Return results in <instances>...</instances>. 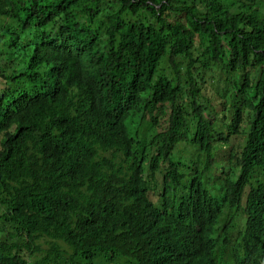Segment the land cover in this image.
<instances>
[{
	"label": "trees",
	"instance_id": "trees-1",
	"mask_svg": "<svg viewBox=\"0 0 264 264\" xmlns=\"http://www.w3.org/2000/svg\"><path fill=\"white\" fill-rule=\"evenodd\" d=\"M136 124L194 186L199 157L264 148V0H0V264L113 259L96 214L120 180L145 186L126 168L149 139Z\"/></svg>",
	"mask_w": 264,
	"mask_h": 264
},
{
	"label": "clouds",
	"instance_id": "clouds-1",
	"mask_svg": "<svg viewBox=\"0 0 264 264\" xmlns=\"http://www.w3.org/2000/svg\"><path fill=\"white\" fill-rule=\"evenodd\" d=\"M164 105L166 110L169 104ZM138 131L150 132L149 139L126 168L145 186L131 188L129 181L120 180L116 186L122 195L114 207L96 214L105 223L100 247H111L114 255L107 264H264V228L258 229L259 211H264V148L245 136L243 145L247 137L251 148L246 158L231 153L230 144L199 157L208 169L194 186L187 182L189 161L179 149H167L160 138L150 136L147 125L136 124L131 132ZM193 152L189 150V159ZM118 160L122 158L109 153L98 161L113 166ZM247 162L260 167L241 189V177L251 167ZM125 205L126 218L112 219Z\"/></svg>",
	"mask_w": 264,
	"mask_h": 264
}]
</instances>
